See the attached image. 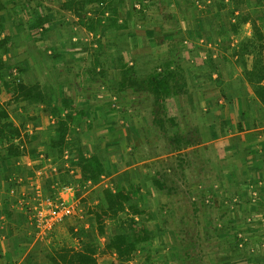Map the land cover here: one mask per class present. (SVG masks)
I'll use <instances>...</instances> for the list:
<instances>
[{
  "label": "crops",
  "instance_id": "obj_1",
  "mask_svg": "<svg viewBox=\"0 0 264 264\" xmlns=\"http://www.w3.org/2000/svg\"><path fill=\"white\" fill-rule=\"evenodd\" d=\"M2 1L0 21L11 24L0 36L11 41L0 49L11 67L7 79L12 84L39 83L45 100L7 105L27 140L21 152L11 156L10 143L0 144V264H52L51 251L80 249L92 241L98 243L97 264H111L116 255L100 251L114 233L108 226L99 233L90 208L98 202L107 206L104 191H114L119 183L138 182L141 190L138 199L126 203L113 220L138 219L151 229L158 219L147 218L150 202L162 196L154 184L156 176L145 164L151 159L121 151L123 143L148 142L142 136L143 125L155 127L152 96L146 88L124 84L126 68L135 79L166 74V67L174 71L178 66L182 72L177 74L180 84L165 99L169 118L164 127L173 134L172 116L182 135L195 137L196 142L163 155L172 158L183 152L178 173L173 165L164 170L162 191H171L167 199L178 191L175 200L180 198L187 207L178 212L170 204V215L163 221L172 215L180 225L196 223L202 239L208 237L210 224L222 235L220 240L232 232L244 234L245 228L264 237V104L255 93L260 74H252V62L246 59L244 65L237 52L254 29L251 20L239 33L232 29L247 11L264 32V0ZM63 98L76 100L77 108L86 112L85 120L96 111H115L116 119L99 118L90 132L76 115L65 145L54 146L58 121L67 113ZM116 142L120 146L112 148ZM77 146L83 147L84 155L87 146L93 148L103 161L105 171L97 181L82 180ZM169 176L180 180L176 177L172 183ZM65 184L76 187L75 197L81 193L86 199L71 218L48 229L34 211ZM61 194L70 196L67 190ZM132 204L141 212H132ZM162 231L153 235L160 237ZM152 247L140 244L122 264H164L163 258H170L171 248Z\"/></svg>",
  "mask_w": 264,
  "mask_h": 264
},
{
  "label": "trees",
  "instance_id": "obj_2",
  "mask_svg": "<svg viewBox=\"0 0 264 264\" xmlns=\"http://www.w3.org/2000/svg\"><path fill=\"white\" fill-rule=\"evenodd\" d=\"M89 1L104 2V0ZM234 1L239 2V0ZM109 5H107L109 10L113 11L114 8ZM4 8L5 4L2 0H0V10ZM248 20H251L252 22L254 34L251 38L242 40L237 52L239 51V55L241 56V60L243 61L244 65H246L247 62L246 59L252 62V74L259 72V83L255 86V93L264 104V84L260 83L264 79V62L262 63V61H264V32L261 30L256 19L251 17V14L247 11L240 14L237 21L232 25V29L234 32L239 33L240 27ZM3 24L4 23L0 21V36L2 30L4 29ZM91 28L93 27L91 26ZM10 42L11 41H8L6 38L0 37V49L4 46H9ZM177 67L178 66H176V68ZM10 73L11 67L0 55V144L6 140L10 143V146L8 147V155L11 156L17 155L21 152L27 137L23 134L22 127H20L16 120L11 116L7 105L21 100L43 101L45 100V94L39 83L26 84L19 81L15 84H12L7 79V76H9ZM125 73L126 80H124V84L128 83L132 88H146L152 96L153 102L155 104L154 108L158 107L161 102L165 101L167 95H169L172 91L171 89L174 88V83H176L178 80L176 74L177 72L175 70L168 71L167 67L166 74L154 73L139 79H135L133 77V73L129 68H126ZM77 105V101L74 99H62V106L67 109V113L65 118L59 119L58 121L57 139L53 141L54 146L65 145L66 131L68 130L69 124L74 120L76 115L78 118L83 116V119L87 116L84 110L77 108ZM165 108L166 104L164 105V109ZM154 112L155 114H152L154 123L156 122L159 124L160 130L162 129L163 131H166L163 129L164 121H156L155 118H157V111ZM170 121L174 127V132L170 137V142H175L173 144H177V146L173 147L172 150H178L177 148H182V146H190L196 142L195 137L191 139L189 135L183 136L178 132V128H176L178 122L174 117H170ZM16 139H19V142H16ZM76 148L79 152V164L82 171V180L97 181L105 171L103 161L93 150L90 155H84L83 147L77 146ZM154 182L160 191L166 188L165 178H156L154 179ZM140 190V184L133 181L129 186L119 184L114 191L110 189L104 191L107 206H103L102 203H100L90 208V213L94 214L97 229L101 235L105 233L106 219H116V216L124 209L126 203H130L138 199ZM130 208L134 213L141 212L137 204H132ZM147 218L150 217L148 216ZM125 224L128 226L119 229L112 236L110 242L104 246L102 251H100L102 254L116 255L111 264H122L130 260L136 254L139 245L142 243L152 245L153 231L147 227L144 221L132 219L130 222L124 223V225ZM98 254V243L92 241L85 244L80 249L64 247L54 250L53 252L51 251L49 258L52 264H97ZM148 258L150 259V254L148 255Z\"/></svg>",
  "mask_w": 264,
  "mask_h": 264
},
{
  "label": "rangeland",
  "instance_id": "obj_3",
  "mask_svg": "<svg viewBox=\"0 0 264 264\" xmlns=\"http://www.w3.org/2000/svg\"><path fill=\"white\" fill-rule=\"evenodd\" d=\"M6 24L7 25L3 24V28H5V26L11 25L10 21L7 22ZM253 34L254 31L252 32V35ZM180 70L181 68H175V71L177 72L176 74L182 76V72ZM179 81L180 79L178 78L176 82L178 84L174 83L173 91H175L176 86L180 84ZM165 103H166L165 101L161 102L160 105H158V107L154 108V111H157L156 113L157 118H155L156 121H160V120L164 121V119H166L167 113L165 110L166 108L164 109ZM154 111H152V114H155ZM109 115H111V117H109V121L116 119L117 115L115 111L107 114L103 113L102 111L89 112L88 120L83 119V116H81V118L85 122L86 128H88V130L91 132L96 128L93 124L100 123L99 118L103 120L107 118L105 116H109ZM168 118L169 117H167V119ZM105 125H107V122ZM154 126L155 127L154 128L152 127L151 130L150 128H146L145 125H143L144 128L141 129L142 136H144V139L148 140V142H142L140 146L135 145L134 142L130 144L123 143L121 145L122 148L121 151L123 150L124 153H128L132 156H135L138 159L140 158L146 160L151 159L149 162L147 161L145 163L147 170H149V173H151L150 175H154L156 176L157 179H161V178H165L161 176L163 175V173L165 174L164 170L168 168H172V165L175 167V169H177L176 173H178V169L180 170L179 166L182 163V161H184V158L180 156L183 154V152L174 154L172 158H166V156H163L167 153H170L173 147H176L177 144L170 143V137L173 135L171 133L172 132L171 129H169L168 131H163L162 129L160 130L159 124L156 122L154 123ZM107 128L101 130L103 136H105L106 134L105 131H107ZM176 128H178V124ZM163 129L167 130L165 127ZM177 130L180 133L181 130H179V128ZM180 134L182 135V131ZM70 135L71 132L69 131L68 128V130L66 131V136H70ZM108 145H112V144H108ZM119 146H118V142H116L115 146H113L112 148H116ZM87 147H88L87 153L88 155H90V153L94 149L89 146ZM109 147L110 146H108V148ZM177 149L181 150L182 148H177ZM115 151H117V149ZM178 159L182 161L180 162L178 161ZM150 163L152 165V169H150L151 168ZM159 174L161 177H159ZM176 177L177 179L180 180V177L178 176H171V177L169 176L168 178L169 180H171L170 182L176 183L177 182ZM131 182L133 181H129L124 185L129 186ZM170 192L171 191L168 192L165 190V191H161L162 196L154 195L155 197L156 196L157 197L156 199L152 200V202H150V208H149L150 212H148L149 214L147 215L150 218L154 216L158 218L157 220H155V222H152L150 224L152 231L159 232V230L161 231V229H163V231L160 232L161 233L160 237L153 235L152 249L155 250V248L159 247L161 249L165 248L166 250L171 248V251L169 253L170 258L165 257L167 258V260L163 258L165 261L164 264H264V237L262 238V236L259 234L258 236L255 235V232H252V234L250 232H247L246 230L248 228L241 230L245 232L244 234H237L236 231V232H232L231 236H226L224 237V239L220 240L217 237L221 234L214 231V227H215L214 224H210L208 225V234L206 233L208 237L202 239L201 237L199 238L198 236V232L196 230L197 229L196 223H190V224L185 223L180 225L178 224L177 219L172 218L173 217L172 215L170 221L166 220V222H164L165 221L164 218L170 215V214L168 215L169 210L171 209L170 204H172V206L176 205L178 212L181 210L184 211V209L187 208L184 205L185 202L181 201L180 198L175 200L174 198L175 196L176 197L180 196V194L176 193L178 191H175L172 197L170 199H167V197L169 196L168 194H170ZM78 195H81V197H76V198H78L81 202L84 199H86V197L82 196L81 193H78ZM165 195L167 197H165ZM94 197L95 199H97L95 195ZM103 198L105 199V195L103 196ZM163 199H166L167 202H164ZM100 203L101 202H98L97 204ZM182 205H184V208L181 207ZM192 206H193L192 209L195 211L196 208L194 207V205ZM240 212H243V208L240 210ZM127 222L128 219L126 218L124 219L121 218L120 220H113V218H108L106 219L105 226H108V229L115 234L119 229L127 227L126 224L124 225V223ZM161 223L163 224L162 227H161ZM239 226L240 224L237 225V227ZM113 227H115V230L113 229ZM253 227H254L253 229H255L257 232L258 225L257 226L253 225Z\"/></svg>",
  "mask_w": 264,
  "mask_h": 264
},
{
  "label": "built area",
  "instance_id": "obj_4",
  "mask_svg": "<svg viewBox=\"0 0 264 264\" xmlns=\"http://www.w3.org/2000/svg\"><path fill=\"white\" fill-rule=\"evenodd\" d=\"M63 190H67L70 193L69 198L61 194ZM75 195L76 187L74 185H63L60 192L57 191L45 199L43 208H41L42 202L37 205L34 211V217L48 229H51L55 224L71 218L78 211L81 202Z\"/></svg>",
  "mask_w": 264,
  "mask_h": 264
}]
</instances>
